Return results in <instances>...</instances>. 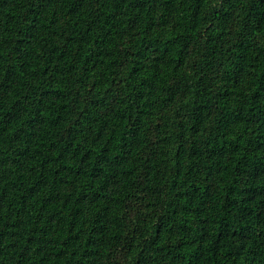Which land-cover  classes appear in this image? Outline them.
<instances>
[{"label": "trees", "instance_id": "16d2710c", "mask_svg": "<svg viewBox=\"0 0 264 264\" xmlns=\"http://www.w3.org/2000/svg\"><path fill=\"white\" fill-rule=\"evenodd\" d=\"M0 264H264V0H0Z\"/></svg>", "mask_w": 264, "mask_h": 264}]
</instances>
